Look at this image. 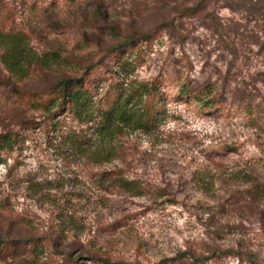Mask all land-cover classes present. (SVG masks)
<instances>
[{
    "label": "rangeland",
    "instance_id": "rangeland-1",
    "mask_svg": "<svg viewBox=\"0 0 264 264\" xmlns=\"http://www.w3.org/2000/svg\"><path fill=\"white\" fill-rule=\"evenodd\" d=\"M0 32L35 57L0 47V264H264V0H0ZM128 94L146 128L101 143Z\"/></svg>",
    "mask_w": 264,
    "mask_h": 264
},
{
    "label": "trees",
    "instance_id": "trees-1",
    "mask_svg": "<svg viewBox=\"0 0 264 264\" xmlns=\"http://www.w3.org/2000/svg\"><path fill=\"white\" fill-rule=\"evenodd\" d=\"M197 6L191 5L187 9L195 12ZM128 38L130 43H132L134 37L129 36ZM0 47L2 48L1 62L5 69L10 74L24 76L28 72L30 63L33 62L32 59L35 57L33 54L30 55L23 35L16 32H0ZM57 88L60 91L61 104L63 103L64 106L68 107L78 119L88 120L91 117L88 111V93L84 89L80 77L63 76L58 80ZM138 88L134 89L135 92L133 94L139 92L138 97L140 98L143 95L151 94L154 90L157 91L154 85L148 86L147 83H142ZM195 93V96L200 101L204 100L201 97L203 90H197ZM133 94H128L127 97L120 99L117 103L98 114L99 122L96 124L95 134L101 143H107L113 136L119 134L123 127L133 126L136 128H146L149 106L145 105L142 109L140 107H130L129 104ZM140 102H142V99ZM212 102V100H204L203 103L208 106ZM11 140L8 133H0V149L9 147ZM99 154L100 150H97L96 155ZM116 183L122 188L132 190L130 187L132 182L129 180L118 178L115 179ZM103 261L106 260L103 259Z\"/></svg>",
    "mask_w": 264,
    "mask_h": 264
}]
</instances>
